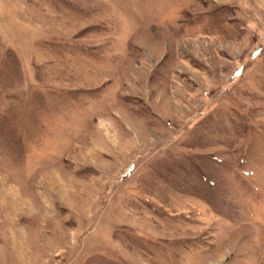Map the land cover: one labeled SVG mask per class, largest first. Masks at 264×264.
I'll return each mask as SVG.
<instances>
[{
    "label": "rangeland",
    "instance_id": "374dc122",
    "mask_svg": "<svg viewBox=\"0 0 264 264\" xmlns=\"http://www.w3.org/2000/svg\"><path fill=\"white\" fill-rule=\"evenodd\" d=\"M0 264H264V0H0Z\"/></svg>",
    "mask_w": 264,
    "mask_h": 264
}]
</instances>
